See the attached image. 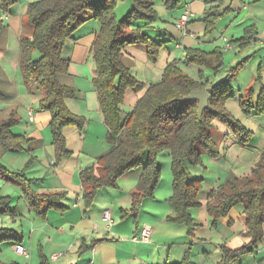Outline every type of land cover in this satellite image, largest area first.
<instances>
[{"label": "trees", "instance_id": "trees-1", "mask_svg": "<svg viewBox=\"0 0 264 264\" xmlns=\"http://www.w3.org/2000/svg\"><path fill=\"white\" fill-rule=\"evenodd\" d=\"M125 0H40L29 6L27 17L32 27L31 38L23 41L21 69L31 90L42 94L40 109L52 116L50 129L57 155H69L66 149L64 128L83 127L82 122L67 107L66 101L74 90L61 83V78L69 75V61L62 52L67 42L73 40L74 33L86 22L82 15H88L100 24V31L92 45L97 77L94 87L98 95L101 112L108 128L109 153L97 160L95 167L81 173L88 203L94 201L99 190L116 187L117 182L128 172L141 166L146 158L139 183V193L130 213L138 214L144 200L154 197L162 179L159 157L169 151L173 193L169 203L173 209L170 222L186 228L187 235L194 237L198 225L191 211L199 208L197 200L202 190V179L192 176L189 166H202L200 150L218 157L213 123L225 122L238 136H246L245 129L225 110L226 102L233 97V88L227 80L235 76L237 69L225 80L210 85L197 82L171 63L165 69L163 80L141 87L126 65V47L144 46L150 61L156 62L162 43L148 35L149 26L156 22L157 14L152 0H132V10L122 20L115 16V6ZM223 0H211L208 4ZM180 0H167V7L174 10ZM219 14L205 20L206 35L214 30ZM247 31L239 42L248 45L255 40L256 33ZM38 52L39 57L32 56ZM188 63L206 66L219 72L223 66L221 52L207 54L198 50L186 51ZM243 68L244 63L239 65ZM240 71V70H239ZM238 71V72H239ZM237 72V73H238ZM141 94L133 112L123 116L121 106L129 91ZM207 90L211 97L202 117L198 114V102L184 101L195 91ZM250 98L241 102L243 109H249ZM258 106H264V90L259 95ZM18 122L15 113L0 122V148L20 151L25 139L12 133ZM243 133V134H242ZM264 160V159H263ZM1 166V165H0ZM260 168V170L258 169ZM245 203V238L249 241L242 247H223L224 262L231 264L244 255L256 253L264 236V165L255 167L250 177L228 182L226 187L213 191L207 202L209 214L215 220L227 216L237 203ZM8 203L0 198V212ZM216 226V225H215ZM14 230L0 229V245L18 243ZM189 254L187 255V259ZM186 263V259L183 263Z\"/></svg>", "mask_w": 264, "mask_h": 264}, {"label": "crops", "instance_id": "crops-1", "mask_svg": "<svg viewBox=\"0 0 264 264\" xmlns=\"http://www.w3.org/2000/svg\"><path fill=\"white\" fill-rule=\"evenodd\" d=\"M152 2L157 20L149 26L147 33L149 36L150 31L162 33L158 36L162 43L158 57L167 49L164 55H169V60L174 59L173 63L177 64L175 57L171 55L169 45H174L175 50L182 51L183 57L186 51L190 50L207 54L221 52L223 56L221 81L227 78V75L222 76V74H225L234 63L242 61L244 66L241 70L247 68L249 70L247 81L242 87L243 97L250 98L254 103L257 101L264 90V0H223L222 6L219 2L208 4L211 0H180L174 10L167 7V0H152ZM162 2L163 9L159 12L156 5ZM217 13L219 19L214 30L206 35L204 19ZM115 16L117 18L116 10ZM182 16L190 17V23L185 30L176 27V23ZM248 30L252 34L256 33L257 36L248 45H243L239 40ZM217 32L219 37L215 39L214 35ZM167 43L168 46H164ZM227 43L231 45V49L226 48ZM126 55V65L132 76L141 83V87L147 88L160 83L149 80L147 84L137 77L138 74L137 76L133 74L139 63L147 69L151 67V61L144 46H128ZM210 87L211 84L208 88ZM143 92L144 89L134 93L140 98ZM70 100L68 98L66 101L67 107L83 125L81 128L83 131L80 133L81 140L85 139L83 137L85 128L91 124L97 125L99 130L92 131L97 134L90 133L84 140L85 154L81 152L83 155H72L73 152L69 155H57L53 142L43 144L46 147L45 155H35L43 150L44 146L32 142L28 150L34 155H13L15 159H13L11 171L1 166L4 169H0V198H6L8 203L0 212V229L14 230L20 242L0 245V264H21V262L27 264V261H31L29 264H34V260L38 261V264H82L83 262L84 264H180L191 252L188 246L195 244V241L199 242L197 246H200L203 239L198 236V231H202L201 227L197 228L194 237H189L186 228L170 222L173 209L169 199L173 193V179L169 182V186L167 184L165 192L159 189L160 182L154 197L143 201L138 214H132L130 211L139 193V183L143 173L141 170L134 171L136 173H133L132 178L126 177L129 173L123 176L114 187L115 189L99 190L93 202L85 201L83 196L86 188L82 183L81 173L95 167L97 160L110 152L111 145L108 142V128L99 100L90 104L86 101L88 114L77 112ZM31 110L34 117V110L29 108L30 123L34 122V119L30 120ZM11 113L16 114L10 111L5 119ZM66 141L65 139L67 148ZM25 147L23 144L20 151L25 150ZM189 170L192 176L203 180L202 190L197 200L201 204L199 208L204 206L207 208L210 194L220 188H211L205 176L208 170L203 164L198 167L189 166ZM248 173L249 171L244 174ZM49 175H52V178H48ZM42 181L43 186L38 190L36 183ZM15 197H18V203L14 209H11L9 205ZM107 211L111 214L112 226H108L104 220V213ZM118 214L121 217V223H119ZM3 215H8L9 218L6 217L3 220ZM191 216L195 224L200 226L194 218L193 210ZM131 219L135 220L136 229L125 231L126 222ZM229 222V227L234 230V219H230ZM243 222L245 223L244 214L241 217V224ZM240 226L241 232L234 231L233 241L235 240L236 244L233 243L230 246L232 249L244 245L238 240L242 239L246 232L245 224ZM144 229L152 231L150 242L135 241ZM14 245L25 247L28 256H19L13 251ZM163 247H169V256L158 260L157 257ZM10 252L15 257H12ZM218 253V264H223V251L222 254ZM204 254L206 259H211V253L205 251ZM257 254L256 264H264L261 258L264 255L263 251L259 250ZM54 255L58 257L56 260H52ZM247 256L250 255L241 256L231 264L236 262L243 264L244 257Z\"/></svg>", "mask_w": 264, "mask_h": 264}, {"label": "rangeland", "instance_id": "rangeland-1", "mask_svg": "<svg viewBox=\"0 0 264 264\" xmlns=\"http://www.w3.org/2000/svg\"><path fill=\"white\" fill-rule=\"evenodd\" d=\"M38 1L40 0H0V122L6 118L7 113L10 111L16 112L18 122L13 126L12 133L16 136L23 137L25 139L24 146H26L25 150L19 152L0 148V165L8 168L10 171L12 170V164H14L13 159H15L13 155H34L33 153L30 154L28 150L29 144L36 142L37 145L44 146L45 143L49 144L52 142L50 129L52 116L48 112L41 111L40 100L42 99V94L37 92H33L32 94L21 69L23 41L26 38L30 39L32 35V27L29 23L27 13L29 6ZM163 2L162 4L159 3L156 5V9L159 12H162ZM115 10L117 11V19L122 20L132 10L131 0L119 1L115 6ZM82 17L86 18V22L74 33L73 40L67 42L62 52L63 58L69 61V75L62 77L61 83L74 90V94L69 99H71L70 103L75 107V110L88 114L86 101L89 104L98 102L93 82L97 77V73L92 45L101 28L100 24L91 17H88V15H82ZM159 34L162 33L150 31V36L156 37L157 39L160 36ZM214 36L217 39L219 32L215 33ZM164 46H168V43ZM169 46H171L169 48L171 55L175 57L179 68L191 79L202 82L201 77L204 75V82L209 83V85H214L221 81V68L219 72H216L206 66L188 63L186 57H183L182 51L175 50L174 45ZM166 51L168 50L165 49L164 52ZM164 52L158 57L159 60H156V62L151 61V67L149 69L139 63L138 68H136L137 70L133 74L135 76L138 74L137 77L147 84H149V80H154L156 83L161 82L168 64L174 62V59L169 60V55H164ZM32 56L38 58L39 54L33 51ZM240 64H243V62L238 61L234 63L225 74H222V76L230 75L234 72L233 70L237 69L235 72L236 77L227 80L233 88L234 93L233 97L226 102L224 108L245 129L247 135L237 136L225 122L216 120L213 123L215 142L218 145L219 155L218 157H212L209 153L200 150L201 154L204 155L202 157L203 165L208 170L205 176L211 188L226 187L228 182L233 178V180L239 179L242 181L251 176L255 167H262L264 165V106H258V101L255 103L250 101L249 109H243L241 102L248 101V98L243 97L242 87L247 81L249 70L248 68L241 70ZM239 70H241L240 73L238 72ZM224 71L226 70L224 69ZM138 100L139 96L136 93L131 91L127 92L121 106L123 116H127L134 111ZM29 108L34 110V122L31 123L29 122ZM97 130H99L97 125L91 124L85 128L83 137L86 139L90 133L97 134L96 132H92ZM82 131L83 129L73 125L64 128L63 134L67 140L66 149L69 153L73 152L72 155L85 154V139L82 141L80 134ZM45 152L46 147L44 146L43 150H40L35 155H45ZM158 162L162 166V179L159 189L165 192L167 184L169 186V182L172 179L170 152L163 153L158 159ZM146 163L147 160L145 158L142 160L141 166L135 168L132 172H128L129 174L127 173L128 176L126 177L132 178L136 170L143 172ZM1 166L0 169H4ZM258 169L260 170V168ZM248 171L249 173L247 175L244 174ZM48 178H52V175H49ZM42 183L43 181L36 183L38 184V190L43 186ZM109 189L115 188L110 187ZM17 203L18 197H15L9 207L14 209ZM244 205L243 202L237 203L232 207L227 216L218 220L216 223L211 218L212 216L209 215L206 206L203 208H195L193 215L200 224L199 227H201L202 231H198V236L200 239H203V243L197 246L199 242L197 243L195 241V244L188 246V250L191 249V252H189L188 259L185 257L186 263L184 264H218V252L222 254L224 246L230 247L235 241H233L235 232H241L242 228L240 225L244 226V222L241 224ZM6 217L8 215H3L2 219L5 220ZM118 218L119 223H121L122 220L119 214ZM230 219H234L235 221L234 230H232V227H229ZM134 221V219H131L126 222L125 231L136 229ZM139 222L141 223L140 220ZM108 226L112 225L108 224ZM238 241L244 244L249 242L244 235ZM257 250H262L264 253V236L258 244ZM205 251L211 253V259L205 258ZM258 251L250 254V256L244 257L242 263L256 264ZM10 253L12 257H15L12 252ZM168 256L169 247H163L157 259L162 260ZM261 258L264 260V255ZM183 262L184 260L181 263ZM23 263L21 262V264ZM26 263L29 264L31 261H27ZM34 264H38V261L34 260ZM234 264H240V262Z\"/></svg>", "mask_w": 264, "mask_h": 264}, {"label": "built area", "instance_id": "built-area-1", "mask_svg": "<svg viewBox=\"0 0 264 264\" xmlns=\"http://www.w3.org/2000/svg\"><path fill=\"white\" fill-rule=\"evenodd\" d=\"M190 23V17L188 16H182L178 22L176 23V27L180 30H185L186 27L189 25ZM226 41V39H224ZM226 48L227 49H231V45H229V43L226 44ZM34 117H33V111L31 110L30 111V120L33 121ZM104 220L108 223V224H113V220L111 218V214L110 212H105L104 213ZM152 238V231L151 230H148V229H144L142 230L141 232V235L140 237H136L135 238V241L137 242H145V243H149L150 240ZM13 251H15L18 255L20 256H24V257H27L28 256V252H27V249L21 245H14L13 246ZM58 257L57 255H54L52 257V260H56Z\"/></svg>", "mask_w": 264, "mask_h": 264}, {"label": "water", "instance_id": "water-1", "mask_svg": "<svg viewBox=\"0 0 264 264\" xmlns=\"http://www.w3.org/2000/svg\"><path fill=\"white\" fill-rule=\"evenodd\" d=\"M210 93L207 90H200L193 92L190 96L184 98V101L198 102V114L201 118L204 110L208 107L210 101Z\"/></svg>", "mask_w": 264, "mask_h": 264}]
</instances>
